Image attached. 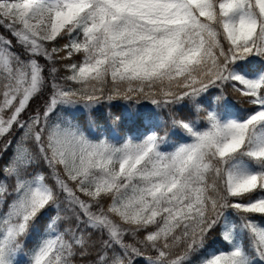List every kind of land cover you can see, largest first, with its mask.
<instances>
[{
    "label": "snow or ice",
    "instance_id": "obj_1",
    "mask_svg": "<svg viewBox=\"0 0 264 264\" xmlns=\"http://www.w3.org/2000/svg\"><path fill=\"white\" fill-rule=\"evenodd\" d=\"M0 30V264H264V0H0Z\"/></svg>",
    "mask_w": 264,
    "mask_h": 264
},
{
    "label": "trees",
    "instance_id": "obj_2",
    "mask_svg": "<svg viewBox=\"0 0 264 264\" xmlns=\"http://www.w3.org/2000/svg\"><path fill=\"white\" fill-rule=\"evenodd\" d=\"M4 34L7 35L6 32ZM127 103L128 102L124 100H114L110 103L106 101L102 102L97 106V109L94 112L89 113L85 111L79 114L81 123L83 124L88 120H92L95 122L97 131H103L106 125L111 122V116L118 115L124 109ZM121 135H124V133L121 132Z\"/></svg>",
    "mask_w": 264,
    "mask_h": 264
}]
</instances>
